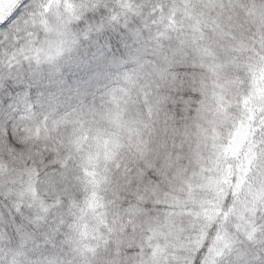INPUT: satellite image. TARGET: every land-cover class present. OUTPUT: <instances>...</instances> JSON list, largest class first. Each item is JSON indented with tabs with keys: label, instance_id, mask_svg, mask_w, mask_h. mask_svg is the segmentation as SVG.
<instances>
[{
	"label": "snow or ice",
	"instance_id": "obj_1",
	"mask_svg": "<svg viewBox=\"0 0 264 264\" xmlns=\"http://www.w3.org/2000/svg\"><path fill=\"white\" fill-rule=\"evenodd\" d=\"M0 264H264V0H0Z\"/></svg>",
	"mask_w": 264,
	"mask_h": 264
},
{
	"label": "clouds",
	"instance_id": "obj_2",
	"mask_svg": "<svg viewBox=\"0 0 264 264\" xmlns=\"http://www.w3.org/2000/svg\"><path fill=\"white\" fill-rule=\"evenodd\" d=\"M87 47V45H85ZM95 70V66H85L79 69L71 68L68 69L65 75L70 80H86L88 76Z\"/></svg>",
	"mask_w": 264,
	"mask_h": 264
}]
</instances>
